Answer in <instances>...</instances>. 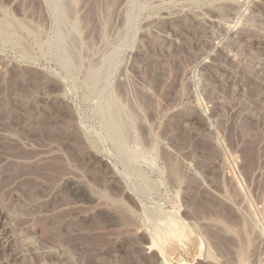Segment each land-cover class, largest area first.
<instances>
[{
	"label": "rangeland",
	"instance_id": "obj_1",
	"mask_svg": "<svg viewBox=\"0 0 264 264\" xmlns=\"http://www.w3.org/2000/svg\"><path fill=\"white\" fill-rule=\"evenodd\" d=\"M264 264V0H0V264Z\"/></svg>",
	"mask_w": 264,
	"mask_h": 264
},
{
	"label": "bare ground",
	"instance_id": "obj_2",
	"mask_svg": "<svg viewBox=\"0 0 264 264\" xmlns=\"http://www.w3.org/2000/svg\"><path fill=\"white\" fill-rule=\"evenodd\" d=\"M164 262L162 261V264H163Z\"/></svg>",
	"mask_w": 264,
	"mask_h": 264
}]
</instances>
